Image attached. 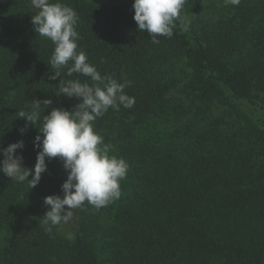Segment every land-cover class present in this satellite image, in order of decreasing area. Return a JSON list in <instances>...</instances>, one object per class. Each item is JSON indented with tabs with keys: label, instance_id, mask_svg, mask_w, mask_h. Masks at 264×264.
I'll use <instances>...</instances> for the list:
<instances>
[{
	"label": "trees",
	"instance_id": "1",
	"mask_svg": "<svg viewBox=\"0 0 264 264\" xmlns=\"http://www.w3.org/2000/svg\"><path fill=\"white\" fill-rule=\"evenodd\" d=\"M107 1L60 0L78 13V50L135 98L95 121L129 165L121 196L49 233L43 201L63 197L67 178L59 158L31 190L0 173V264H264V0L226 4L211 21L205 0H186L158 44L137 30L134 0ZM35 14L31 0H0V145L23 140L30 169L39 133L21 135L18 113L34 99L71 111L79 101L55 95L60 79L92 83L67 69L49 79L54 45L34 33Z\"/></svg>",
	"mask_w": 264,
	"mask_h": 264
},
{
	"label": "clouds",
	"instance_id": "2",
	"mask_svg": "<svg viewBox=\"0 0 264 264\" xmlns=\"http://www.w3.org/2000/svg\"><path fill=\"white\" fill-rule=\"evenodd\" d=\"M236 5L239 0H226ZM186 0H134L133 19L137 30L146 32L152 43L158 44V37L170 38L175 22H182V11ZM36 14L31 16L35 34L47 38L54 45L49 65L55 71L51 80L78 73L91 80V84L78 79H60L56 96L75 98L79 101L69 111L64 108H52L53 101L34 99L29 102L30 111L21 110L20 119L25 127L19 131L25 134L29 125L38 133L33 141L37 150L34 168L23 166V140L9 144L7 148L0 145V173L17 183H26L29 190L38 186L42 174L47 171V161L59 158L67 178L61 186L60 195L44 198L48 207L43 223L47 232L69 222L76 210L85 204L99 210L121 196L120 181L126 178L129 165L123 158L110 155L111 145L104 143V138L95 131V121L103 117L111 108L119 111L120 107L131 108L135 98L125 92L127 82L120 83L112 76H102L97 68L88 62L83 50H78L79 34L76 26L78 13L60 0H31ZM185 30L187 26L185 25ZM51 108L48 115H41ZM31 176V179L29 177Z\"/></svg>",
	"mask_w": 264,
	"mask_h": 264
},
{
	"label": "rangeland",
	"instance_id": "3",
	"mask_svg": "<svg viewBox=\"0 0 264 264\" xmlns=\"http://www.w3.org/2000/svg\"><path fill=\"white\" fill-rule=\"evenodd\" d=\"M92 3L101 4V3H107V0H88ZM226 4V0H205L204 6H203V17L205 20H215L217 18V9H220L222 6ZM260 99L264 100V93L260 94ZM10 233L9 230H4L0 234V238L8 235Z\"/></svg>",
	"mask_w": 264,
	"mask_h": 264
}]
</instances>
